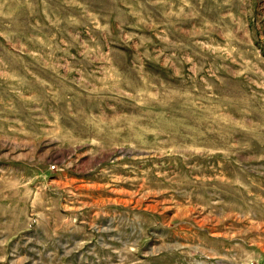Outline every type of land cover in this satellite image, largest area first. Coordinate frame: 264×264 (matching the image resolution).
<instances>
[{"label":"rangeland","instance_id":"obj_1","mask_svg":"<svg viewBox=\"0 0 264 264\" xmlns=\"http://www.w3.org/2000/svg\"><path fill=\"white\" fill-rule=\"evenodd\" d=\"M0 264H264V0H0Z\"/></svg>","mask_w":264,"mask_h":264}]
</instances>
